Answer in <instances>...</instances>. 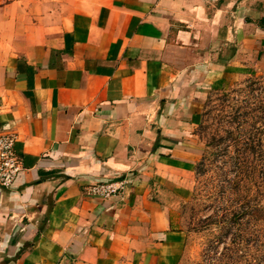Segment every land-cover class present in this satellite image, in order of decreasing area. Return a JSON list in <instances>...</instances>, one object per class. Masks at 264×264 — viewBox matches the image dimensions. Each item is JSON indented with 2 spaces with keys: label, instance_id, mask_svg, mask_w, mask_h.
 I'll return each instance as SVG.
<instances>
[{
  "label": "crops",
  "instance_id": "obj_1",
  "mask_svg": "<svg viewBox=\"0 0 264 264\" xmlns=\"http://www.w3.org/2000/svg\"><path fill=\"white\" fill-rule=\"evenodd\" d=\"M249 77L264 0H0V264H179L206 101Z\"/></svg>",
  "mask_w": 264,
  "mask_h": 264
},
{
  "label": "rangeland",
  "instance_id": "obj_2",
  "mask_svg": "<svg viewBox=\"0 0 264 264\" xmlns=\"http://www.w3.org/2000/svg\"><path fill=\"white\" fill-rule=\"evenodd\" d=\"M199 135L193 190L176 206L188 232L179 264H264V77L213 91ZM244 204L254 217L239 225L232 212Z\"/></svg>",
  "mask_w": 264,
  "mask_h": 264
},
{
  "label": "built area",
  "instance_id": "obj_3",
  "mask_svg": "<svg viewBox=\"0 0 264 264\" xmlns=\"http://www.w3.org/2000/svg\"><path fill=\"white\" fill-rule=\"evenodd\" d=\"M17 135L11 132L0 134V184L4 187H12L22 171V163L15 151ZM127 188L125 179L110 181H98L87 187L88 195L109 199L123 195Z\"/></svg>",
  "mask_w": 264,
  "mask_h": 264
},
{
  "label": "trees",
  "instance_id": "obj_4",
  "mask_svg": "<svg viewBox=\"0 0 264 264\" xmlns=\"http://www.w3.org/2000/svg\"><path fill=\"white\" fill-rule=\"evenodd\" d=\"M248 146L252 149L255 147V145H253V143L251 142L250 144H248ZM202 160H200L196 166V172L199 169V165L201 163ZM235 211L232 212L233 214V218L236 220V222L239 221V225L241 224L240 221H242L245 217H254V206L250 205V204H244L241 206H237L236 209H234ZM238 220V221H237Z\"/></svg>",
  "mask_w": 264,
  "mask_h": 264
}]
</instances>
